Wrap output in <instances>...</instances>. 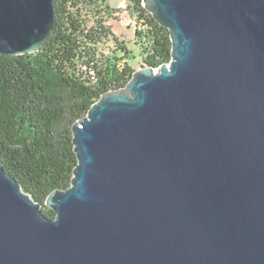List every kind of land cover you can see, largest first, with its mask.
<instances>
[{
  "label": "water",
  "instance_id": "obj_1",
  "mask_svg": "<svg viewBox=\"0 0 264 264\" xmlns=\"http://www.w3.org/2000/svg\"><path fill=\"white\" fill-rule=\"evenodd\" d=\"M143 4L170 61L72 125L54 219L0 166V264H264V0ZM53 26V0H0V55Z\"/></svg>",
  "mask_w": 264,
  "mask_h": 264
},
{
  "label": "trees",
  "instance_id": "obj_2",
  "mask_svg": "<svg viewBox=\"0 0 264 264\" xmlns=\"http://www.w3.org/2000/svg\"><path fill=\"white\" fill-rule=\"evenodd\" d=\"M134 17L133 39L143 64L158 68L170 61L167 29L146 11L143 0H127ZM98 0H53L54 26L42 48L23 56L0 55V166L42 214L54 190L69 187L77 163L72 125L87 115L101 95L125 87L134 72L127 47L105 25L107 6ZM93 10V17L84 13ZM114 44L107 54L106 41Z\"/></svg>",
  "mask_w": 264,
  "mask_h": 264
},
{
  "label": "rangeland",
  "instance_id": "obj_3",
  "mask_svg": "<svg viewBox=\"0 0 264 264\" xmlns=\"http://www.w3.org/2000/svg\"><path fill=\"white\" fill-rule=\"evenodd\" d=\"M128 1L127 0H98L97 12L102 9L104 6L109 8L107 13L108 17L106 18L105 25L110 28L111 32L117 38V44H123L127 47L130 54L133 56L129 61L130 66L134 71L139 70L143 64L139 49L136 46L133 34H134V17L130 15V11L128 10ZM93 10L86 12L85 19L90 20L93 17ZM96 14V13H95ZM114 44L109 40L104 42L100 51L103 54H107L112 49H114Z\"/></svg>",
  "mask_w": 264,
  "mask_h": 264
}]
</instances>
